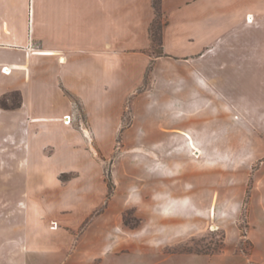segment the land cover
<instances>
[{
    "label": "rangeland",
    "instance_id": "374dc122",
    "mask_svg": "<svg viewBox=\"0 0 264 264\" xmlns=\"http://www.w3.org/2000/svg\"><path fill=\"white\" fill-rule=\"evenodd\" d=\"M255 55L243 91L252 104L236 110L251 114L264 139V51ZM115 56L103 60L100 105L78 97L48 63L22 81L30 106L0 122V264H264V154H246L243 170L206 188L208 199L186 196L192 187L181 185L182 174L199 172L200 180L211 156L174 155L179 139L165 154L126 148L114 130L120 111L128 124L142 65ZM73 77L76 86L84 80ZM9 98L18 104V93ZM163 173L168 184L152 181ZM214 191L220 200L210 209ZM181 198L187 203L174 201Z\"/></svg>",
    "mask_w": 264,
    "mask_h": 264
},
{
    "label": "crops",
    "instance_id": "0c3cea01",
    "mask_svg": "<svg viewBox=\"0 0 264 264\" xmlns=\"http://www.w3.org/2000/svg\"><path fill=\"white\" fill-rule=\"evenodd\" d=\"M160 11L158 55L149 31L156 20L152 0H0V99L8 98V108L0 106V122L30 106L22 81L30 84L32 72L38 75L47 63L78 97L89 95V104L100 105L108 90L103 60L120 53L135 56L142 68L131 92L128 124L120 111L114 132L130 150L143 145L165 154L179 139L174 155L211 156L200 180L199 172H184L180 180L192 187L186 196L194 191L208 199L206 188L218 185L220 175L243 170L246 154H264L251 114L236 110L252 104L243 91L252 74L249 61L256 52L258 59L263 56L264 0H160ZM76 73L84 79L77 86ZM257 80L263 88L261 68ZM14 93L19 102L10 108ZM252 142L260 149L253 150ZM152 176L157 184L171 181L164 173ZM214 192L210 209L220 200Z\"/></svg>",
    "mask_w": 264,
    "mask_h": 264
},
{
    "label": "trees",
    "instance_id": "16d2710c",
    "mask_svg": "<svg viewBox=\"0 0 264 264\" xmlns=\"http://www.w3.org/2000/svg\"><path fill=\"white\" fill-rule=\"evenodd\" d=\"M153 1V6L156 12V20L154 23L150 26V35L152 37V40L154 41V44H157V48L155 47V52L158 55H161V27L162 23L160 22V18L162 17V13L160 11V0H152ZM8 99L7 97H4L0 99V106L3 108H8L6 105L5 101ZM16 106L10 107V108H15Z\"/></svg>",
    "mask_w": 264,
    "mask_h": 264
},
{
    "label": "built area",
    "instance_id": "2783aa9c",
    "mask_svg": "<svg viewBox=\"0 0 264 264\" xmlns=\"http://www.w3.org/2000/svg\"><path fill=\"white\" fill-rule=\"evenodd\" d=\"M66 122H69V119L68 118L66 119Z\"/></svg>",
    "mask_w": 264,
    "mask_h": 264
},
{
    "label": "bare ground",
    "instance_id": "6f19581e",
    "mask_svg": "<svg viewBox=\"0 0 264 264\" xmlns=\"http://www.w3.org/2000/svg\"><path fill=\"white\" fill-rule=\"evenodd\" d=\"M215 228V227H214Z\"/></svg>",
    "mask_w": 264,
    "mask_h": 264
}]
</instances>
